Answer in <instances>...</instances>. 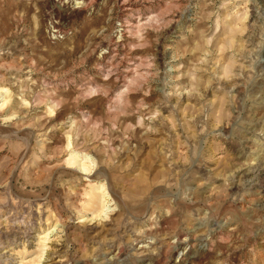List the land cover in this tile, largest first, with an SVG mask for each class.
<instances>
[{
    "label": "rangeland",
    "instance_id": "374dc122",
    "mask_svg": "<svg viewBox=\"0 0 264 264\" xmlns=\"http://www.w3.org/2000/svg\"><path fill=\"white\" fill-rule=\"evenodd\" d=\"M0 264H264V0H0Z\"/></svg>",
    "mask_w": 264,
    "mask_h": 264
},
{
    "label": "bare ground",
    "instance_id": "6f19581e",
    "mask_svg": "<svg viewBox=\"0 0 264 264\" xmlns=\"http://www.w3.org/2000/svg\"><path fill=\"white\" fill-rule=\"evenodd\" d=\"M83 170V169H82ZM86 173V172H85Z\"/></svg>",
    "mask_w": 264,
    "mask_h": 264
}]
</instances>
